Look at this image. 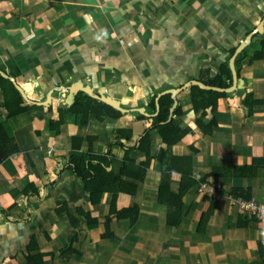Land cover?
I'll return each instance as SVG.
<instances>
[{"label":"crops","instance_id":"obj_1","mask_svg":"<svg viewBox=\"0 0 264 264\" xmlns=\"http://www.w3.org/2000/svg\"><path fill=\"white\" fill-rule=\"evenodd\" d=\"M263 19L264 0H0V70L32 102L42 103L50 90L80 82L95 95L105 90L129 111L118 119L89 117L85 125L62 114L54 133L49 121L57 119L62 94L50 96L49 112L26 104V113L10 119L0 97V124L18 147L0 162V264H26L31 239L36 248L31 256H41V264H264V222L242 212L238 196H232L237 190L264 203V55L249 63L250 53L240 62L236 90L217 102L214 113H195L187 91L175 97L181 116L172 117L175 108L169 117L189 132L170 148L171 155L190 156L197 181L223 169L204 181L218 199L200 193L199 184L191 187L182 198L177 227L167 224V206L158 201L156 155L167 147L157 130L151 131L152 158L143 179L123 177L137 185L135 193L117 196L116 211L138 207L133 224L110 215V193L92 205L66 169L73 153L70 139L76 137L79 154L109 151L111 170L118 172L127 149L136 148L154 123L162 94L191 81H215L230 52ZM224 77L227 89L231 81ZM154 96L152 116L147 107ZM247 96L255 102L250 110L243 105ZM138 109L149 120L137 119L146 117ZM212 117L211 134L202 133L196 120L208 123ZM128 152L135 164L146 160L137 149ZM255 160L259 163L250 172L234 169ZM179 187L180 173L170 172L169 193L177 194ZM79 208L97 219V227L87 226ZM71 237L77 254L60 257Z\"/></svg>","mask_w":264,"mask_h":264},{"label":"trees","instance_id":"obj_2","mask_svg":"<svg viewBox=\"0 0 264 264\" xmlns=\"http://www.w3.org/2000/svg\"><path fill=\"white\" fill-rule=\"evenodd\" d=\"M249 63L260 61L263 59L264 55V36L256 35L250 45L236 58L235 69L237 74L240 70V62L248 57ZM234 54V50L230 52V58ZM221 74L213 82H205L204 86L215 87V88H226L223 85L224 79L231 81V73L228 68V61L221 66ZM190 96L192 108L195 113L202 112L203 116L207 115V112L214 113L217 108V102L221 99L227 98L229 95L220 94L215 92L202 91L197 87H191L186 90ZM0 97L2 98V108L6 112V118L10 119L12 117L20 116L27 112L28 106L21 98L20 94L16 91L13 84L0 76ZM174 100L170 95L162 96L159 101V111L154 117V123L146 129L138 138V146L135 148L127 149L125 156L122 160V167L118 172L111 170V163L113 156L108 151L106 154H95L92 151L88 153L79 154L77 150L80 149V138H71L70 143H72L73 153L68 159L66 169L71 170V172L79 179L82 184L83 190L89 194L90 203L92 205H97L100 202L103 193H110L112 195L110 202V215H115L118 219H129L130 224H133L138 216V207L134 206L131 208L122 209L116 211L115 208L117 196L119 193H130L133 194L136 191L137 185L133 182H127L123 177L141 181L144 177L146 169L149 167L151 155V131L157 130L161 141L166 145V149H160L157 152L156 159L161 164V182L158 194L159 203H163L167 206L166 222L170 227H177L181 219V209H182V198L194 185L203 183L206 178L211 176L219 175L223 172V169H213L211 173L206 175V178L197 181L192 175L191 157H173L170 153V148L178 143L182 137L188 134L189 128H179L174 125L173 119L169 120V110L173 106ZM248 110L255 105L251 96H247L244 104ZM181 108L176 107L173 111L172 117L181 116ZM50 111V107L47 109ZM147 112L149 115H155V96L150 99L147 107ZM62 114H69L75 117L74 121L77 125H85L88 122L89 117H95L96 120L102 121L104 118L109 117L113 119H118L123 115L112 108L90 99L84 94H78L75 98L74 105L67 109H62L61 107L57 109V119L54 121H49V129L54 133L58 132V128L62 123ZM137 119L149 120L147 117L138 115ZM197 127L204 134H211L213 127L215 126V120L212 117L208 123H203L200 120H196ZM121 133V132H120ZM131 137V132L128 131ZM93 138H89V143ZM132 149H137L145 154L146 160L135 164L134 160L129 157V152ZM18 147L14 142L13 138L10 137L4 124H0V162L6 160L10 155L16 153ZM258 160H255L253 165L249 167H235L236 170H247L248 172L254 170V166L257 165ZM255 164V165H254ZM228 168H226V171ZM170 172L180 173V187L177 194H171L168 191ZM254 174V172H253ZM244 175V174H242ZM33 189V188H31ZM28 193V192H26ZM25 193V194H26ZM33 194L37 195L36 191ZM232 196L243 197L245 199H250L248 195L244 196L241 192L235 190ZM60 211V210H57ZM77 214L82 216L87 223L89 228L97 227L98 221L92 218L88 212H84L82 209H77ZM212 210L209 211L201 218L199 227H203L206 223L208 216L211 214ZM68 220L73 223L76 219L67 213ZM110 217L105 220V226L108 228V223ZM108 233V232H107ZM108 236V235H107ZM75 237H71L70 244L67 245L60 253V257L69 254H77L72 250V244ZM35 240L31 239L29 247L27 248V257L25 259L26 264H41V256H31L32 253L36 252L34 247Z\"/></svg>","mask_w":264,"mask_h":264},{"label":"water","instance_id":"obj_3","mask_svg":"<svg viewBox=\"0 0 264 264\" xmlns=\"http://www.w3.org/2000/svg\"><path fill=\"white\" fill-rule=\"evenodd\" d=\"M263 27H264V19L257 26L255 33H251L250 35H248L246 37V39H244V41L239 44L237 49H235L234 54L229 59L228 68H229V71L231 73V83H230L229 88L220 89V88H215V87H207V86H204L203 84H201L199 82L191 81V82L186 83L184 86H182L179 89L168 90V91L164 92L162 95L163 96L164 95H170L171 98L174 100L173 106L170 110L171 114H172V111L177 107V103L175 102V97L177 95H179L180 93L186 91L187 89L191 88V87H197L200 90L206 91V92H215V93H220V94H231V93H233L236 90L237 83H239L238 75H237V72L235 69V60L250 45L252 39L256 35H259V36L263 35ZM0 76L3 79L9 80L13 84L14 88L20 94L21 98L23 99V101L26 104L36 105L37 107H41V108H48V106L50 105V96L54 93H57V94H62V97H61L62 99L57 103L58 106L61 107L62 109H67L70 106L74 105L75 98L78 94H84L87 97H89L90 99L98 101V102L112 108L113 110H115L121 114L129 112V111L123 110L120 106V103L118 101L110 98L107 95V92L105 90H102L98 95H95L90 87L84 86L80 82L73 83L66 88H56V89L50 90L46 94L45 100L42 103H34L31 101L29 95H27L24 92V90L21 89L17 84L12 82L7 77V75L4 74L1 70H0ZM162 95H160V96H162ZM156 107L158 109V103L156 104ZM135 112L148 117V115H146L142 109L135 110ZM170 118H171V116L169 117V120H170Z\"/></svg>","mask_w":264,"mask_h":264},{"label":"built area","instance_id":"obj_4","mask_svg":"<svg viewBox=\"0 0 264 264\" xmlns=\"http://www.w3.org/2000/svg\"><path fill=\"white\" fill-rule=\"evenodd\" d=\"M198 191L213 201L217 200L219 196L210 184L204 182L199 184ZM236 199L242 212H245L258 222H264V203H259L253 198L244 199L238 197Z\"/></svg>","mask_w":264,"mask_h":264},{"label":"rangeland","instance_id":"obj_5","mask_svg":"<svg viewBox=\"0 0 264 264\" xmlns=\"http://www.w3.org/2000/svg\"><path fill=\"white\" fill-rule=\"evenodd\" d=\"M55 104V102H53V105Z\"/></svg>","mask_w":264,"mask_h":264}]
</instances>
